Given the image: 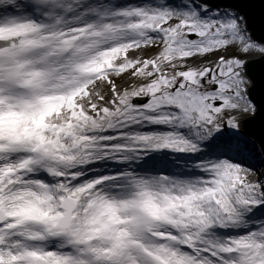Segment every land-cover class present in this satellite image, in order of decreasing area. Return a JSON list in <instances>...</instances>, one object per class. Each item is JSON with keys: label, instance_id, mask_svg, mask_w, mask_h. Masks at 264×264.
Here are the masks:
<instances>
[{"label": "snow or ice", "instance_id": "6c2138e0", "mask_svg": "<svg viewBox=\"0 0 264 264\" xmlns=\"http://www.w3.org/2000/svg\"><path fill=\"white\" fill-rule=\"evenodd\" d=\"M257 65L235 0H0V264H264Z\"/></svg>", "mask_w": 264, "mask_h": 264}, {"label": "water", "instance_id": "95a60500", "mask_svg": "<svg viewBox=\"0 0 264 264\" xmlns=\"http://www.w3.org/2000/svg\"><path fill=\"white\" fill-rule=\"evenodd\" d=\"M236 3L241 4L242 6H246V11L249 12L251 17L252 27L259 32L262 28H264V5L260 3V0H235ZM251 5V6H248ZM253 59H251L252 61ZM262 69V66L257 65L253 71L259 77ZM257 100L260 99V91L258 90L256 93Z\"/></svg>", "mask_w": 264, "mask_h": 264}, {"label": "rangeland", "instance_id": "374dc122", "mask_svg": "<svg viewBox=\"0 0 264 264\" xmlns=\"http://www.w3.org/2000/svg\"><path fill=\"white\" fill-rule=\"evenodd\" d=\"M129 1L133 2V1H136V0H118L119 3H127ZM251 59H254V57L253 56H250L249 57V60H251Z\"/></svg>", "mask_w": 264, "mask_h": 264}, {"label": "bare ground", "instance_id": "6f19581e", "mask_svg": "<svg viewBox=\"0 0 264 264\" xmlns=\"http://www.w3.org/2000/svg\"><path fill=\"white\" fill-rule=\"evenodd\" d=\"M129 2H131V1H129ZM133 2H139V0H136V1H133Z\"/></svg>", "mask_w": 264, "mask_h": 264}]
</instances>
